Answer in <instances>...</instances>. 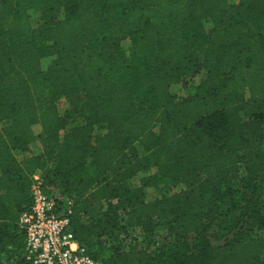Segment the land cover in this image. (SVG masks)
I'll list each match as a JSON object with an SVG mask.
<instances>
[{
	"label": "trees",
	"instance_id": "obj_1",
	"mask_svg": "<svg viewBox=\"0 0 264 264\" xmlns=\"http://www.w3.org/2000/svg\"><path fill=\"white\" fill-rule=\"evenodd\" d=\"M35 171L103 264H264V0H0V264Z\"/></svg>",
	"mask_w": 264,
	"mask_h": 264
},
{
	"label": "built area",
	"instance_id": "obj_2",
	"mask_svg": "<svg viewBox=\"0 0 264 264\" xmlns=\"http://www.w3.org/2000/svg\"><path fill=\"white\" fill-rule=\"evenodd\" d=\"M30 202L17 220L23 234L24 259L31 264H103L89 255L70 229L72 200L44 184L39 171L31 175Z\"/></svg>",
	"mask_w": 264,
	"mask_h": 264
},
{
	"label": "rangeland",
	"instance_id": "obj_3",
	"mask_svg": "<svg viewBox=\"0 0 264 264\" xmlns=\"http://www.w3.org/2000/svg\"><path fill=\"white\" fill-rule=\"evenodd\" d=\"M232 3L237 2V0H229ZM30 19L31 23L33 25H37V13L30 11ZM128 41L124 40L122 42L123 47H127ZM51 60V57H45L41 60V65L42 67H46ZM203 77V73H199L193 78H186L184 81L173 84L171 86V92L175 96L176 99H180L183 97H186L190 95L194 91V87L197 84V82ZM75 103L74 97L68 96L65 98H62L58 102V110L60 113H65L66 110L70 109L73 104ZM37 127H35V131H37ZM104 129L102 127L96 126L94 129L95 134H101L103 133ZM38 144H34L32 147L33 152L38 151ZM139 177V176H138ZM135 177L132 180L128 182V185H134L139 183V178ZM182 188V185H172L169 183L167 180H162L158 182L156 186L152 187H146L144 188L145 191V199L146 200H151L156 197H162V196H167L170 195ZM156 221L158 222V225L156 226L155 232H156V239H161L164 235H167L168 229H169V220L167 217H160L157 218Z\"/></svg>",
	"mask_w": 264,
	"mask_h": 264
}]
</instances>
